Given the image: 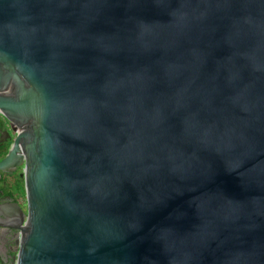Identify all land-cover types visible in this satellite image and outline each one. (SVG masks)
Here are the masks:
<instances>
[{"label": "water", "instance_id": "water-1", "mask_svg": "<svg viewBox=\"0 0 264 264\" xmlns=\"http://www.w3.org/2000/svg\"><path fill=\"white\" fill-rule=\"evenodd\" d=\"M0 112L17 264H264V0H0Z\"/></svg>", "mask_w": 264, "mask_h": 264}, {"label": "flooded vegetation", "instance_id": "flooded-vegetation-1", "mask_svg": "<svg viewBox=\"0 0 264 264\" xmlns=\"http://www.w3.org/2000/svg\"><path fill=\"white\" fill-rule=\"evenodd\" d=\"M19 133L20 125L0 112V163L7 162L0 168V264H17L27 215L24 166L9 156Z\"/></svg>", "mask_w": 264, "mask_h": 264}]
</instances>
